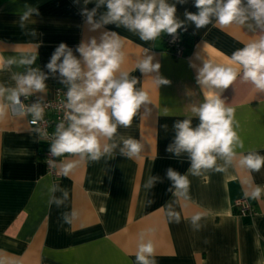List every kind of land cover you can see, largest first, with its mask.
Instances as JSON below:
<instances>
[{
	"label": "crops",
	"instance_id": "1",
	"mask_svg": "<svg viewBox=\"0 0 264 264\" xmlns=\"http://www.w3.org/2000/svg\"><path fill=\"white\" fill-rule=\"evenodd\" d=\"M168 2L175 4L177 18L184 21L178 31L188 35L192 46L185 56L165 49L166 33L145 42L115 24L92 30L81 10L94 8L95 0L88 5L83 0H6L0 4V56L17 59L11 66L0 61V88L16 87V74L38 68L48 76L47 87L26 98H50L54 88L67 86L58 73L53 75L46 68L59 44L65 43L80 58L76 49L82 42L95 38L99 43L103 33L115 32L125 53L121 70L139 79L136 87L143 88L151 101L149 111L142 106L131 127L118 126L112 140L102 139V144L117 145L110 154L95 162L78 155L59 157L54 177L39 156L37 134L26 116L9 106L7 92L0 95V104L5 106V116L0 118V259L5 264H135L142 232L154 244L156 264H264V195L259 200L244 195L250 184L264 186V167L251 173L233 166L226 173L190 175L188 199L174 205L179 223H170L163 207L174 199L167 191L170 181L165 170L170 166L184 174L189 167L186 154L176 158L166 151L174 137L172 125L189 116L191 107L204 99L195 81L196 68L190 64L199 67L203 59H210L227 65L235 50L264 33L238 25L210 24L197 30L184 16L185 11L195 13L194 0ZM30 8L35 11L22 21ZM105 11L101 6L94 19L99 20ZM31 55L37 57L32 65H19V59ZM146 55L161 64L160 75L169 85L158 87L153 82L155 74L145 76L136 69ZM221 98L234 109L242 151L264 155V92L238 78L221 92ZM197 123L193 119V125ZM128 137L142 143L139 158L121 155L122 138ZM70 162L73 168L64 175L62 169ZM149 174L159 175L163 183L149 193L154 203L145 206L143 185ZM61 190H67L68 199L60 207L50 205V199L62 198ZM237 198H246L253 214H237L233 207ZM73 210L77 218L70 225L63 223V213ZM195 214L202 217L199 230L191 227Z\"/></svg>",
	"mask_w": 264,
	"mask_h": 264
},
{
	"label": "clouds",
	"instance_id": "2",
	"mask_svg": "<svg viewBox=\"0 0 264 264\" xmlns=\"http://www.w3.org/2000/svg\"><path fill=\"white\" fill-rule=\"evenodd\" d=\"M92 2L83 0L84 5ZM177 2L183 4L186 0ZM95 3L96 6L91 10L87 7L81 10V15L86 17L92 30L102 25L115 24L148 42L155 41L162 33L176 34L178 29L184 27V21L176 16L175 4H170L168 0H95ZM101 6L106 11L96 20L97 9ZM194 7L197 12L185 11L184 16L197 30L210 24L221 28L238 25L254 33L256 29L264 33V0H194ZM33 11L35 9L30 8L22 21ZM122 48L117 33L105 32L99 43L92 38L77 47L80 58L65 43H60L51 55L46 68L53 75L58 73L60 82L68 86L65 104L67 111L64 114L67 125L61 121L52 133L53 140L49 149L52 157L78 155L82 159L99 161L117 147L115 143L102 144V139L112 140L118 126L131 127L142 106L145 112L149 111L151 101L148 93L136 87L139 79L121 70L125 61ZM197 58L202 59L199 56ZM36 59V55H31L19 59L18 63L30 66ZM153 60L152 55H146L138 60L136 69L145 76L155 74L152 75L153 82L158 87L169 85L170 81L160 75L161 64ZM0 61L8 66L17 64L15 57L4 59L0 56ZM190 67L196 68L195 81L204 99L191 107L189 116L176 120L172 125L174 137L166 151L176 158L186 154L189 167L184 174L170 166L165 170V178L170 181L167 191L174 198L163 206L170 223L180 222V213L174 205L180 199H188L190 175L199 177L208 171L226 173L233 166L251 173L259 172L264 167V155L256 151H242L244 143L236 131L238 124L234 118V109L226 106L221 98V92L238 78L250 82L258 92H264V34L235 50L227 65L203 59L202 66L190 64ZM14 79L16 87L7 90L0 88V95L7 92L10 104L20 105L21 95L27 97L34 91L43 92L46 89L48 76L38 68H29L24 74H16ZM29 111L35 118L33 123L43 114V108L38 104H33ZM4 116L5 106L0 104V118ZM193 119L198 120L195 126ZM163 127L167 131V125ZM122 143L121 155L127 159L139 158L143 149L139 140L122 138ZM72 168L73 164L67 163L62 169L63 174L68 175ZM157 183H163V179L159 175L149 174L143 185L145 206L154 203L148 197ZM249 186L250 191L244 193L247 198L259 200L264 195V186ZM61 191L62 198L50 199V205L55 203L60 207L68 199L67 190ZM77 215L75 210L63 213V223L72 224ZM201 219L200 214L191 217L193 230L201 228ZM0 264H5V261L0 259ZM135 264H156L154 244L151 239H146L143 232L135 253Z\"/></svg>",
	"mask_w": 264,
	"mask_h": 264
},
{
	"label": "built area",
	"instance_id": "3",
	"mask_svg": "<svg viewBox=\"0 0 264 264\" xmlns=\"http://www.w3.org/2000/svg\"><path fill=\"white\" fill-rule=\"evenodd\" d=\"M183 35L177 30L176 34L169 35L166 33L164 37V47L166 50L172 52L175 56H185L187 51L182 43ZM68 86H58L54 88L53 95L50 98L36 99L26 98L21 95L20 105H11L18 113L26 116L27 123L37 134V141L40 147L39 156L46 165L48 173L54 177L58 176L56 170V162L59 157H52L50 154V144L53 140L52 133H54L57 124L61 121L67 125V121L64 119V114L67 111L66 93ZM33 104H38L43 108V114L41 118L36 120L32 113L29 111ZM233 207L237 211V214H253L254 210L252 205L246 198H237L233 201Z\"/></svg>",
	"mask_w": 264,
	"mask_h": 264
},
{
	"label": "trees",
	"instance_id": "4",
	"mask_svg": "<svg viewBox=\"0 0 264 264\" xmlns=\"http://www.w3.org/2000/svg\"><path fill=\"white\" fill-rule=\"evenodd\" d=\"M5 1L6 0H0V4H2ZM194 10H195V12H197L196 8ZM188 41H189L188 35H183L182 43L185 46V49H186L187 53L191 50V47H192L191 44Z\"/></svg>",
	"mask_w": 264,
	"mask_h": 264
}]
</instances>
